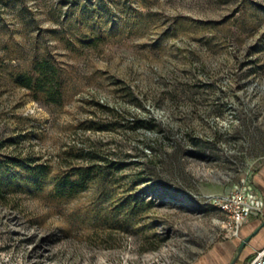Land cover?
<instances>
[{"label":"rangeland","instance_id":"obj_1","mask_svg":"<svg viewBox=\"0 0 264 264\" xmlns=\"http://www.w3.org/2000/svg\"><path fill=\"white\" fill-rule=\"evenodd\" d=\"M45 56L61 104L12 81ZM0 156L109 165L116 200L154 202L9 195L0 264H230L219 200L264 164V0H0Z\"/></svg>","mask_w":264,"mask_h":264},{"label":"trees","instance_id":"obj_2","mask_svg":"<svg viewBox=\"0 0 264 264\" xmlns=\"http://www.w3.org/2000/svg\"><path fill=\"white\" fill-rule=\"evenodd\" d=\"M11 78L16 85L31 91L36 100L54 104L63 102L67 85L64 71L51 56L36 60L29 70L12 72ZM17 139L13 138L11 142H17ZM111 175L109 165L61 170L32 156H0V201H5L12 194L27 193L60 205L76 200L92 187L99 186L104 199H113L111 213H116V218L124 215L130 220L153 207L154 202L133 200L132 196L116 200L108 187L113 185ZM249 258L252 259V255Z\"/></svg>","mask_w":264,"mask_h":264},{"label":"built area","instance_id":"obj_3","mask_svg":"<svg viewBox=\"0 0 264 264\" xmlns=\"http://www.w3.org/2000/svg\"><path fill=\"white\" fill-rule=\"evenodd\" d=\"M220 207L227 213V227L232 237H239L243 226L264 213V198L256 187L247 182L237 186L219 200ZM249 264H264V248L256 253Z\"/></svg>","mask_w":264,"mask_h":264},{"label":"crops","instance_id":"obj_4","mask_svg":"<svg viewBox=\"0 0 264 264\" xmlns=\"http://www.w3.org/2000/svg\"><path fill=\"white\" fill-rule=\"evenodd\" d=\"M254 183L256 185V189L262 193L261 195L264 198V164H262V166H259V168L257 169L255 176H254ZM263 220H264V213L261 217L251 218L247 222V224L243 227L240 237L233 238L229 242L230 243L229 246L223 245L225 250L222 249V251H218V253L223 254L224 252H227V251H230V252L232 251V253L234 251L236 252L242 240H244L247 236L252 234L262 224ZM263 247H264V227L259 232V234L256 235L251 240V244L242 253L241 255L242 257H240L241 258L240 264H242V261L245 260V258H248L249 256L253 255L252 253L254 252V250L260 249Z\"/></svg>","mask_w":264,"mask_h":264},{"label":"water","instance_id":"obj_5","mask_svg":"<svg viewBox=\"0 0 264 264\" xmlns=\"http://www.w3.org/2000/svg\"><path fill=\"white\" fill-rule=\"evenodd\" d=\"M263 227H264V220H263L262 224L252 234H250L244 240H242V242H241L240 246L238 247V250L236 251L233 259L230 262V264H236L238 262V260L240 259L241 255L244 252L247 245L251 242V240L256 235L259 234V232L262 230Z\"/></svg>","mask_w":264,"mask_h":264}]
</instances>
